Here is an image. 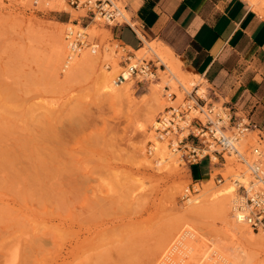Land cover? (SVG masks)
<instances>
[{
	"label": "rangeland",
	"instance_id": "rangeland-1",
	"mask_svg": "<svg viewBox=\"0 0 264 264\" xmlns=\"http://www.w3.org/2000/svg\"><path fill=\"white\" fill-rule=\"evenodd\" d=\"M98 17L68 0H0V264H153L164 241L182 226L229 252L244 248L245 264H264V246L232 237L210 203L188 206L187 198L199 194L196 183L211 180L219 189L245 170L234 156L194 157L204 147L196 136L204 116L186 112V106L172 111L185 105L194 87L171 81L155 55L135 58L108 33L112 23ZM71 24L86 28V43L76 40L83 48L97 44L100 62L66 75L56 46ZM115 60L117 79L133 62L148 64L155 77L133 76L132 95L114 98L100 90V66L113 71ZM206 88L204 83L199 94L205 96ZM213 105L229 112L222 101ZM153 114L185 126L162 130L170 143L172 136L179 142L183 160L173 170L147 166L139 151L152 144ZM247 137L249 145L257 144L255 133ZM140 183L144 188L132 197ZM77 231L81 242L70 253Z\"/></svg>",
	"mask_w": 264,
	"mask_h": 264
},
{
	"label": "bare ground",
	"instance_id": "bare-ground-1",
	"mask_svg": "<svg viewBox=\"0 0 264 264\" xmlns=\"http://www.w3.org/2000/svg\"><path fill=\"white\" fill-rule=\"evenodd\" d=\"M36 1L42 4L50 5L54 2H62V0ZM247 1H249L250 5H252L254 10L258 14L264 17V0ZM125 15L126 21L133 24L130 21L127 12L125 13ZM97 19H99L100 21L102 18L99 16ZM114 25L115 24L113 23L110 24V26ZM133 26L135 28L134 24ZM77 29L83 31H79ZM85 29L86 28H78L77 24H75V26L74 24H71L66 28L65 31H62L59 34V40L56 46V59H58V61L62 60L61 69L66 73V75L73 73L80 67L96 65L99 61V57L96 55L98 52L97 44L93 45L90 49L88 47L83 48V45L80 47L78 41L76 40L78 37H80L82 43H86V41L83 39L84 37H86ZM135 30L138 33L139 37L142 39L143 43L139 49H131L136 54L135 58H140L141 56L146 55H155L163 62V64L167 65V69L163 71H168L171 81H173L174 83L176 82L177 84L179 83V86H181L182 88H187V86H198L199 91V84L203 81H206L202 76L185 71L183 69L181 61L174 55L173 51L165 47L160 41H150L140 30L136 28ZM108 33L111 35V30H108ZM123 48L127 47L123 46ZM113 64V71H108V69L106 70L103 66H100V69L102 70L100 74V90H102V92L104 93H109L111 96L117 99H122L124 97L129 98L133 92V82L131 81L132 75L131 73H129L130 70L126 68L122 71L125 76V80L119 82L117 79V67L119 66V63L117 60H115L113 61ZM132 66L138 67L135 62L129 65V69ZM144 76L147 81L152 80L155 77L153 74H144ZM206 85L207 83H205V86ZM151 90L153 91V97L155 98V100H158L162 103V99L159 95L157 87L152 86ZM208 91L209 90H207V93H205V96H202L207 98ZM207 107H210V105L204 108V112L200 113V116L203 115L205 117ZM212 108L215 112H218L221 116L225 117L224 124L228 125L227 115H229V112L224 111V109L222 108H217L213 104ZM198 113L199 112H197V114ZM169 119L170 118H168L167 115H163L162 120H158V118H156V114L152 115L149 120L151 131L148 133V137L150 139L149 141L152 142V144L149 150L146 149L147 151L145 150L146 145H142L139 150L143 155V162L147 166L157 171L173 170L177 168L179 162L183 160V158L181 157L182 155L179 156L177 153V151H179V142L175 139V136H172V139L174 141L170 143L167 136L162 133V130H166L170 127L171 121H169ZM189 119L190 118H188V120ZM190 121L191 120H186L184 122L190 124ZM141 128L145 130L148 127L145 125L141 126ZM159 130L160 132H157ZM174 130L178 132L177 129ZM170 133L171 131H169V134ZM182 134L183 135L181 139L183 138V136H186L185 132H183ZM247 136L241 137L239 140L235 139L234 137L228 138L231 139V141H228V143L232 144L233 147L236 146L239 156L243 157L246 165H248L243 166L239 162L243 167H245V170H238L235 174H233L235 180L233 178L230 179V185L226 184V182L221 184L219 189L215 188L216 184L214 185L211 180H201L199 183H196V191H199V194L197 196L191 194V197L187 198V203L189 204V207H193L195 206V204L200 202L210 203L213 210L219 215V218L224 224L225 229L230 233V235H232V237L240 239L245 245L261 244L262 246H264V234L261 233H264V226L261 227V231L258 233L253 231V229H255L252 227L251 223L254 217L252 213L253 207L248 202V199L253 198V200L259 206L262 205L264 208V164L258 162V158H264V155L262 149L260 148L261 144L259 143V141L257 142V144L249 145ZM214 158L216 157L214 156ZM262 163H264L263 159ZM251 171L255 172L256 175H254L253 173L251 174ZM239 185L244 186L245 194L243 193L242 195L240 193ZM143 188V183L138 184L134 188V195L131 194V196L135 197L137 192L141 191ZM187 191L190 190L185 187V195H188ZM189 211L191 213L198 212L197 210L193 211L191 209ZM73 234H75L78 239L76 241L77 245L72 247L70 251L68 250L70 253H74L79 248V244L81 242L80 236H82V233L79 231H77L76 233L74 232ZM247 255L248 254H246L244 248H242L241 250L229 252L217 242L209 243L204 238L203 232L193 227L187 228L182 226L177 230L176 233H173L169 239L164 241V244L161 247L158 255L155 257L153 264H245L244 259L246 260Z\"/></svg>",
	"mask_w": 264,
	"mask_h": 264
},
{
	"label": "crops",
	"instance_id": "crops-1",
	"mask_svg": "<svg viewBox=\"0 0 264 264\" xmlns=\"http://www.w3.org/2000/svg\"><path fill=\"white\" fill-rule=\"evenodd\" d=\"M135 28L160 41L183 69L202 76L207 100L256 126L264 146V17L247 0H119ZM133 24L112 26L113 38L139 49ZM209 85V86H208Z\"/></svg>",
	"mask_w": 264,
	"mask_h": 264
},
{
	"label": "built area",
	"instance_id": "built-area-1",
	"mask_svg": "<svg viewBox=\"0 0 264 264\" xmlns=\"http://www.w3.org/2000/svg\"><path fill=\"white\" fill-rule=\"evenodd\" d=\"M71 5H75L77 7L84 6L88 8L91 12H93L96 16L99 15L101 18L105 19L109 23H125L126 22V7L121 3L119 0H68ZM165 68V65L162 64ZM129 73H131L133 76L138 75H150V68L148 64H145L142 67L132 66L128 67ZM152 71L151 73H153ZM154 75V74H153ZM125 80V76L123 73H121L118 76V81L122 82ZM189 99L185 102V105H179L178 107H173L172 111L174 113L179 112L180 109L183 106H186V112H199L203 113L204 108L208 105L210 107H207V111L205 113L204 121H202L200 118L195 117L194 119L198 118L202 122V126L197 133L196 136H199L202 139V144L204 145L203 148L197 150H194V157H198L200 155V152H206L203 154L205 156L206 154L211 155V153H216L223 158L225 155L234 156L236 159L243 165H246V162L244 161L243 157L239 156V153L237 152L236 146L233 147L232 144H229L228 141H231V139L228 138H235L239 140L241 137H246L248 134H251L253 130L256 129V126L249 120V118L245 116L240 115H233L231 111L229 110V115H227L228 119V125H225V117L221 116L218 112H215L212 108V102L208 101L207 98L203 97L201 94H199L198 86L194 87V89L189 92L188 94ZM208 102V103H207ZM183 112V111H182ZM221 112V111H219ZM177 113V116H180V114ZM170 121V120H169ZM204 122V123H203ZM189 126V124H187ZM170 126H175L174 128L180 127L181 129H184L185 126H180L173 121H171ZM259 141V139H258ZM260 143V142H259ZM258 149V148H256ZM261 155V154H260ZM259 163H262L263 157H259ZM256 175L255 172L251 171V174ZM253 175V176H254ZM219 181H222V177L219 179ZM240 190L244 193L245 189L243 185H239ZM245 194V193H244ZM261 194V193H260ZM249 204L253 207L252 213L254 215L252 223L253 228H258L264 225V208L263 206H259L253 198L248 199Z\"/></svg>",
	"mask_w": 264,
	"mask_h": 264
}]
</instances>
